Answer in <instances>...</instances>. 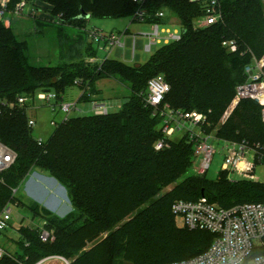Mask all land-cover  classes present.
<instances>
[{
	"label": "trees",
	"instance_id": "obj_1",
	"mask_svg": "<svg viewBox=\"0 0 264 264\" xmlns=\"http://www.w3.org/2000/svg\"><path fill=\"white\" fill-rule=\"evenodd\" d=\"M20 1L11 0L10 8ZM27 1L42 4L38 15L61 16L62 26L84 27L87 15L120 20L133 18L138 11L146 12V24L167 25L169 17L156 16L165 11L185 32L180 41L159 47L141 66L110 58L87 64L83 56L79 62L61 66L33 67L25 57L27 45L0 20V142L17 154L15 163L0 173V213L7 205L27 208L55 236L53 242L43 243L39 229L22 225L15 243L18 251L0 264H38L49 258L70 264L186 261L208 251L215 235L177 228L172 211L175 202L205 197L223 209L264 204L263 183L231 182L225 173H219L215 181L206 175H189L194 145L188 136L169 140L167 148L156 151V144L164 139L162 118L154 116L146 104L148 82L162 76L171 87L164 103L207 116L204 130L209 134L231 107L238 87L248 81L246 68L254 59L264 58V0H218L222 19L207 27L199 26L205 5L190 0H143L140 4L130 0ZM84 32L88 39V31ZM226 41H234L237 52L223 47ZM94 44L90 41L85 47L86 57H97ZM105 79L119 81L131 92L120 111L69 118L57 124L46 142L34 138L27 107L16 104L18 97L33 98L40 91H54L62 99L75 81L81 83L78 102H92L98 94L96 83ZM216 137L258 144L264 152L261 106L241 100ZM35 170L67 190L73 210L66 217L59 218L36 203L27 205L14 195ZM103 232L107 236L101 243L84 249ZM82 234L85 240L79 241ZM173 234L183 235L168 240ZM263 253L264 249L255 255Z\"/></svg>",
	"mask_w": 264,
	"mask_h": 264
},
{
	"label": "built area",
	"instance_id": "obj_2",
	"mask_svg": "<svg viewBox=\"0 0 264 264\" xmlns=\"http://www.w3.org/2000/svg\"><path fill=\"white\" fill-rule=\"evenodd\" d=\"M135 4H140L143 0H130ZM193 3L205 5V17L199 26H212L222 19L218 0H190ZM11 0H0V20L8 23L5 17L11 14L15 17L21 16L25 10L27 15L35 19L40 15L46 16L56 25L61 24V16L53 17L50 14H39L37 10L42 6L38 1L34 3L21 0L12 9ZM30 6V9H29ZM158 18H165L166 12L162 11L156 15ZM133 21L146 24V12L138 11L132 18ZM4 23V24H5ZM163 24L154 23L150 26L152 31L146 35L150 43L145 46L146 52L152 50V46L161 47L172 42H178L182 38V29L179 31ZM178 26V25H177ZM89 39L98 45V49L104 53H110L115 47H125L126 34L105 35L97 29L88 31ZM133 54L135 52V40ZM229 52H237V44L234 41L223 43ZM87 64L101 63L97 58L86 59ZM264 58L254 59L253 63L246 68L248 81L238 87L237 96L231 107L223 116L224 123L227 121L236 105L244 99L252 100L261 106V118L264 123ZM75 87H80V82L75 81ZM171 91L170 85L162 76L155 77L148 82L146 104L153 110L154 116L162 118V134L164 139L160 140L156 146V151H162L168 147V141L174 136L182 134L188 136L194 145L195 175H207L211 169L214 156L217 153L216 144L222 147L220 151L224 154V160L220 173H226L231 182L250 181L263 183L261 176L257 174L258 169H262L264 177V152L258 144H251L247 141L232 142L221 140L216 135H207L204 128L207 126V116L199 112H182L169 107L164 103L165 97ZM82 95V94H81ZM38 100L44 105L51 107L53 112L56 109L65 114L63 121L69 119V114L77 111V103H66L59 99L54 91H40L33 98L18 97L17 105L21 108L27 107V111L32 109L30 105ZM94 115H106L109 113L105 104L93 101ZM14 104H10L13 107ZM29 127L35 126L34 120L29 119ZM58 123L53 122L56 127ZM42 143V140H39ZM216 143V144H215ZM17 159V154L8 146L0 142V173L8 170ZM219 175V173H218ZM16 195L17 190L13 191ZM174 216L182 222L183 227L190 230H204L215 235L212 246L204 254L190 260L175 262L171 264H264V253L255 255L256 251L264 249V204L251 203L236 205L229 209H223L211 204L205 197L198 201L187 202L177 201L172 207ZM12 205H7L0 213V236L5 232L12 220ZM46 223L39 229V237L43 243L55 240L54 232L45 228ZM8 253L0 246V263ZM53 259V258H49ZM49 259H45L38 264H45ZM62 259V258H61Z\"/></svg>",
	"mask_w": 264,
	"mask_h": 264
},
{
	"label": "rangeland",
	"instance_id": "obj_3",
	"mask_svg": "<svg viewBox=\"0 0 264 264\" xmlns=\"http://www.w3.org/2000/svg\"><path fill=\"white\" fill-rule=\"evenodd\" d=\"M27 10L28 8L18 17L7 14L5 19L9 20L10 24L8 26V23H5V21L4 23L6 27L11 28L19 42L27 45L25 57L27 63L33 67H56L72 62H79V58L86 56L84 49L89 44L84 31H91L95 28L100 29L105 34L114 32L116 35H122L126 30L129 32V36L126 35L128 38L125 39L124 49L115 47L110 53L99 51L97 52V58L99 60H104L108 57L112 60L124 62L129 66H141L144 65L159 48L153 45L152 50L146 52L145 46L150 43L146 35L151 33L152 27L148 24L136 21L132 22L131 18L121 20H99L92 18L89 22H86L87 25H84V27L75 25L59 26L51 22L50 19H45L41 16L35 17L34 19L27 15ZM166 15L170 20L169 26L172 27V25H175V29L181 31V27L176 19L174 17L172 18L168 13H166ZM134 36H136L135 58H133ZM78 37L81 41L77 40ZM93 47L97 51V45L94 44ZM96 89L98 94L100 93L103 102L107 105L109 113L119 112L128 101L131 94L128 87L116 80L105 79L98 81L96 83ZM80 93H82V91L79 88L73 87L67 90L64 95L66 101L73 100L75 101L74 103H77L78 110L70 113L69 118L94 115L92 102H77L76 99ZM30 106L33 108L28 110V116L29 119L35 122L33 136L36 140L46 142L55 130L53 122L61 123L65 118V114L62 113L59 108L56 109V112H53L51 107L44 105V103L38 100H35ZM223 125L224 119L222 118L218 126L213 129L210 128V133L207 135H216L217 131ZM182 134L174 136L173 140L179 141L182 138ZM216 147L217 153L214 156L211 169L206 175L211 181L217 179L224 160V154L220 151L222 146L216 144ZM262 171L261 168L258 169L257 174H259L262 181H264ZM193 174L195 175V171L192 168L189 171V175ZM28 178L29 180H26L17 190V198L27 205L36 203L41 208L49 210L53 215L59 218H64L72 212L73 208L67 190L54 178L40 170H35ZM172 189L173 186L166 189L165 192L171 191ZM122 208L124 210L125 206H122ZM12 210V220L9 228L0 236V246L8 252V256L11 258L19 249L17 244H15L19 237L17 230L22 225L28 226L30 229H41L43 226L42 219L34 218L27 208H19L16 205H12ZM174 219L177 228L186 229L183 227L181 221L176 217H174ZM180 235H169L168 240L176 241L179 239L178 237H180ZM106 236L107 233H101L97 240L87 243L84 249H92L96 244L101 243ZM78 238L79 241L85 240V235L83 236L82 234ZM45 264L70 263L58 258H53L49 259Z\"/></svg>",
	"mask_w": 264,
	"mask_h": 264
},
{
	"label": "crops",
	"instance_id": "obj_4",
	"mask_svg": "<svg viewBox=\"0 0 264 264\" xmlns=\"http://www.w3.org/2000/svg\"><path fill=\"white\" fill-rule=\"evenodd\" d=\"M41 17H43V18H45L46 19V16H44V15H40ZM92 18H90L87 22H89L90 20H91ZM132 19V18H131ZM121 20V19H120ZM132 22H134L133 20H132ZM87 25V24H86ZM149 25V24H148ZM59 26H62V25H59ZM95 29H97V28H95ZM97 30H99V31H101L100 29H97ZM87 31V30H86ZM102 33H104L103 31H101ZM125 34L126 33H128V34H126V35H128L129 36V32H128V30H126V32H124ZM105 34V33H104ZM109 34H115L114 32H110ZM109 34H105V35H109ZM121 34V33H120ZM128 36H126V38H128ZM77 40H79V41H81V39H79V37H78V39ZM88 40V42H90L91 40L88 38L87 39ZM133 45H134V41H133ZM97 47H98V45H97ZM119 47V46H118ZM121 48V47H120ZM114 49V48H113ZM99 50V49H98ZM100 51V50H99ZM112 51V50H111ZM110 51V52H111ZM102 52V51H101ZM104 53V52H103ZM89 57H86L85 56V60L86 59H88ZM97 58V57H96ZM108 58V57H107ZM133 58H135V52H134V54H133ZM98 59V58H97ZM100 62H102L103 60H99ZM86 62V61H85ZM66 94V93H65ZM81 94L82 93H80V95L77 97V102H78V100H79V98H80V96H81ZM63 102H66V103H74L75 101H73V100H69V101H66V99L64 98V96L62 97V99H61ZM93 101H97V102H99V103H102V104H105L104 102H103V100L101 99V95H100V93L99 94H97V95H95L94 96V98H92V102ZM106 105V104H105ZM107 106V105H106ZM32 175V174H31ZM44 179H46V178H44ZM27 180H29V178L27 179ZM43 180V179H42ZM48 180V179H47ZM58 259H60V260H63V259H61V258H58ZM63 261H65V260H63Z\"/></svg>",
	"mask_w": 264,
	"mask_h": 264
},
{
	"label": "water",
	"instance_id": "obj_5",
	"mask_svg": "<svg viewBox=\"0 0 264 264\" xmlns=\"http://www.w3.org/2000/svg\"><path fill=\"white\" fill-rule=\"evenodd\" d=\"M86 18H87V19H90V16H89V15H87V16H86ZM184 32H185V31H184V30H182V33H183V34H184ZM63 260H64V259H63Z\"/></svg>",
	"mask_w": 264,
	"mask_h": 264
}]
</instances>
